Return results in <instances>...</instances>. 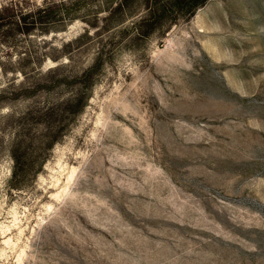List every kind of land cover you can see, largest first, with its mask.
Listing matches in <instances>:
<instances>
[{
    "label": "rangeland",
    "instance_id": "374dc122",
    "mask_svg": "<svg viewBox=\"0 0 264 264\" xmlns=\"http://www.w3.org/2000/svg\"><path fill=\"white\" fill-rule=\"evenodd\" d=\"M118 1L0 0V264H264V0Z\"/></svg>",
    "mask_w": 264,
    "mask_h": 264
},
{
    "label": "trees",
    "instance_id": "16d2710c",
    "mask_svg": "<svg viewBox=\"0 0 264 264\" xmlns=\"http://www.w3.org/2000/svg\"><path fill=\"white\" fill-rule=\"evenodd\" d=\"M203 1L204 0H198V1H195V0H189L187 3H186V5H185V7H184V9H181V10H183V12H184V14H186V17L187 16H189V15H191L192 14V12L194 11V9L198 6V5H200L201 3H203ZM118 5H121V2H120V0L118 1ZM62 6V5H61ZM42 8H37L38 10H40V11H43V13L45 12V15L46 14H51V13H53L54 11L53 10H49L48 11V9H49V6H47V5H44V6H41ZM4 8V7H3ZM4 9H10V10H12V11H16V12H22V10L19 8V7H14V6H10V7H6V8H4ZM59 9H62L61 7L59 8ZM180 10V11H181ZM47 11H48V13H47ZM25 12V11H24ZM182 12V13H183ZM186 12V13H185ZM16 14H18V13H16ZM22 14H26V13H22ZM20 17H19V15H18V17H17V23H16V25H19L21 22H20V19H19Z\"/></svg>",
    "mask_w": 264,
    "mask_h": 264
}]
</instances>
